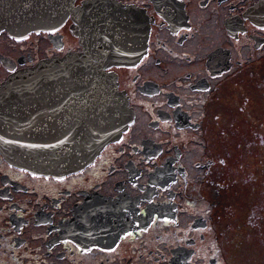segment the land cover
I'll return each mask as SVG.
<instances>
[{
  "label": "flooded vegetation",
  "instance_id": "flooded-vegetation-1",
  "mask_svg": "<svg viewBox=\"0 0 264 264\" xmlns=\"http://www.w3.org/2000/svg\"><path fill=\"white\" fill-rule=\"evenodd\" d=\"M115 2L141 27L144 44L133 63L101 62L119 33ZM86 6L78 24L69 12L20 36L1 30L0 80L41 59L79 55L89 69L108 73L129 119L89 162L66 174L32 173L0 156V264H227L212 219L218 182L209 174L218 171L190 153L210 151L206 123L220 109L210 107L215 91L250 73L246 59L262 55L264 0H88ZM41 102L47 111L37 113L44 116L50 101ZM256 136L261 142L262 134ZM194 190L201 204L191 203ZM182 214L189 217L182 234L162 229ZM145 238L156 247L140 246Z\"/></svg>",
  "mask_w": 264,
  "mask_h": 264
},
{
  "label": "water",
  "instance_id": "water-1",
  "mask_svg": "<svg viewBox=\"0 0 264 264\" xmlns=\"http://www.w3.org/2000/svg\"><path fill=\"white\" fill-rule=\"evenodd\" d=\"M87 3L72 7L71 0H0V30L20 36L49 28L69 12L78 24L89 10ZM110 8L118 15V26L134 17L116 2ZM92 11L100 9L94 6ZM138 36L134 27L133 37L120 41L124 49L111 53L108 62H134L144 44ZM83 62L81 56L71 55L41 59L0 81V155L8 164L50 175L74 171L124 128L129 119L124 97L105 73ZM42 98L50 101L44 116L37 113L47 111Z\"/></svg>",
  "mask_w": 264,
  "mask_h": 264
},
{
  "label": "rangeland",
  "instance_id": "rangeland-1",
  "mask_svg": "<svg viewBox=\"0 0 264 264\" xmlns=\"http://www.w3.org/2000/svg\"><path fill=\"white\" fill-rule=\"evenodd\" d=\"M258 51V54L262 55L257 57L253 55L246 59L248 71L251 69V74L241 72L233 79L224 82L211 99V108H220L229 112L218 109L219 115L215 122L211 123L208 120L206 123L210 151H191L190 153L194 156L201 154L203 158L209 159L211 161L209 170L218 171L216 176L209 174V178L218 182L214 190L212 189L215 202L212 219L216 222L219 233L223 234L218 254L227 264H264V211H262L264 201V49ZM245 117L253 122L246 123ZM258 120L260 122L257 125L261 129L254 131V122ZM256 133L262 134L261 142ZM203 142L204 138H202ZM212 159L215 160V165H212ZM244 169L250 176L249 184L242 180ZM224 172L228 173L227 178L224 179L225 182L231 178L240 182L234 187L227 188L223 183ZM192 181L195 182L193 179ZM209 182L208 179L203 185L204 192ZM193 192L195 200L191 203L201 204L202 199L198 197L197 191ZM184 205L187 207L186 204ZM184 215L178 216L171 226H162V229L167 232L176 229L177 233L182 234L189 221V217L186 219ZM259 216L262 217V221L255 224ZM178 223H181V226L177 230ZM158 229L160 228L152 230V233ZM145 239L144 245L140 246L156 247V242ZM138 250L139 246L131 250L134 252V259L140 258L136 255ZM120 258L121 262L123 257Z\"/></svg>",
  "mask_w": 264,
  "mask_h": 264
},
{
  "label": "trees",
  "instance_id": "trees-1",
  "mask_svg": "<svg viewBox=\"0 0 264 264\" xmlns=\"http://www.w3.org/2000/svg\"><path fill=\"white\" fill-rule=\"evenodd\" d=\"M242 172H243L242 180L247 181V183L249 184V179H250V176H248L249 174L247 173L246 169H244ZM223 175H224L223 183L225 184V186L227 188H230L231 186L234 187L238 182H240L239 180L233 179V178H231L227 182H225L224 179L227 178L228 173L224 172ZM232 180H234V182L231 183ZM248 184H245V185H248ZM262 211H264V201L262 202ZM259 217H260L259 220H257V223H255V224H259L262 221V217L261 216H259Z\"/></svg>",
  "mask_w": 264,
  "mask_h": 264
},
{
  "label": "bare ground",
  "instance_id": "bare-ground-1",
  "mask_svg": "<svg viewBox=\"0 0 264 264\" xmlns=\"http://www.w3.org/2000/svg\"><path fill=\"white\" fill-rule=\"evenodd\" d=\"M128 10V9H127ZM121 49H124V48H122L121 47ZM17 168H20V167H17ZM20 169H24V168H20ZM24 170H26V169H24ZM28 171V170H27ZM30 172V171H29ZM32 173H34V172H32ZM68 173V172H67ZM66 174V173H65ZM59 175H62V174H59Z\"/></svg>",
  "mask_w": 264,
  "mask_h": 264
}]
</instances>
